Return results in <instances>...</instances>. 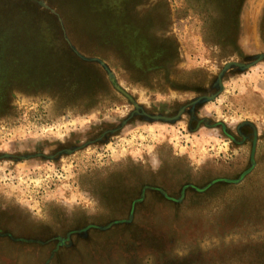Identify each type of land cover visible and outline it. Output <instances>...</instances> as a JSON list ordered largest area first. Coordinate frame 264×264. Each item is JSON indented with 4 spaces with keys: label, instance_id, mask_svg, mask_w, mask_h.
Listing matches in <instances>:
<instances>
[{
    "label": "rangeland",
    "instance_id": "obj_1",
    "mask_svg": "<svg viewBox=\"0 0 264 264\" xmlns=\"http://www.w3.org/2000/svg\"><path fill=\"white\" fill-rule=\"evenodd\" d=\"M262 54L264 0H0V264H264Z\"/></svg>",
    "mask_w": 264,
    "mask_h": 264
},
{
    "label": "water",
    "instance_id": "obj_2",
    "mask_svg": "<svg viewBox=\"0 0 264 264\" xmlns=\"http://www.w3.org/2000/svg\"><path fill=\"white\" fill-rule=\"evenodd\" d=\"M263 55H264V54H262V55H258V56H257L258 59H257L256 61H254V62H257V61H259L260 59H262V58L264 57ZM231 64H236V62H232V63H229V64L225 65L223 71H225L226 69H228V67H229ZM246 67H247V66H246Z\"/></svg>",
    "mask_w": 264,
    "mask_h": 264
}]
</instances>
